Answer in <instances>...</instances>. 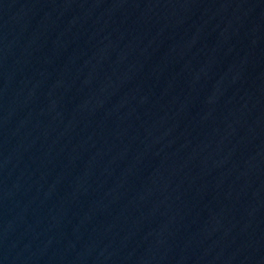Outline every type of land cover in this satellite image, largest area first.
I'll list each match as a JSON object with an SVG mask.
<instances>
[{
	"label": "water",
	"instance_id": "obj_1",
	"mask_svg": "<svg viewBox=\"0 0 264 264\" xmlns=\"http://www.w3.org/2000/svg\"><path fill=\"white\" fill-rule=\"evenodd\" d=\"M0 264H264V112L149 0H0Z\"/></svg>",
	"mask_w": 264,
	"mask_h": 264
}]
</instances>
